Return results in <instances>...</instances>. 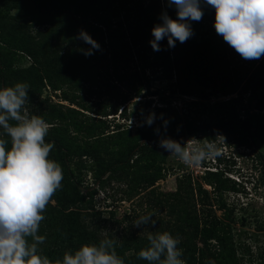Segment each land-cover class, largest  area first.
<instances>
[{
    "label": "rangeland",
    "instance_id": "374dc122",
    "mask_svg": "<svg viewBox=\"0 0 264 264\" xmlns=\"http://www.w3.org/2000/svg\"><path fill=\"white\" fill-rule=\"evenodd\" d=\"M17 2L0 0L4 86L16 82L29 85L25 108L49 124L45 140L63 144L81 196L76 197L64 177L43 213L39 234L46 239L40 245L42 254L55 244L63 246L59 241L67 239L76 249L81 244L98 243L105 236L119 243L147 240L148 231H167L180 239L178 247L185 264H264V90L242 93L236 89L232 95L200 99L179 93L170 84L173 77L152 78L148 87L134 93L114 82L105 88V78L98 77L105 75V70L99 65L89 69L91 79H86L88 68L83 65L59 74L54 68L55 56L67 60L71 43L56 31L48 40L45 21L31 19ZM114 108L117 111L110 112ZM235 116L249 121V134L236 128L212 132L217 122ZM218 135L225 138V144L219 143ZM164 138L181 144L190 138L200 139V143L216 140L222 155L188 166L167 151L157 155L136 149L140 142L161 148L159 141ZM132 149L134 156L128 166L105 174L108 164ZM49 158L61 165L55 147ZM188 185L193 194L198 188L205 191L200 201L196 195L192 197L197 232L205 223L222 240L220 255H211L188 239V234L195 233L192 224L182 219L191 211L186 197L178 214L181 219L170 213L173 198L163 194L178 186L182 195ZM150 212L155 213L154 225L133 226L135 219ZM210 244H214L212 239Z\"/></svg>",
    "mask_w": 264,
    "mask_h": 264
},
{
    "label": "trees",
    "instance_id": "16d2710c",
    "mask_svg": "<svg viewBox=\"0 0 264 264\" xmlns=\"http://www.w3.org/2000/svg\"><path fill=\"white\" fill-rule=\"evenodd\" d=\"M22 5V10L31 19H43L47 29L45 36L50 40V34L55 31L57 35L64 36L70 44L71 54L64 57L55 56L54 68L57 73H63L68 68L87 67L86 79H91L89 69L99 65L104 68L105 88L110 82L122 85L126 90L134 93L140 92L142 87H148L149 80L173 77L170 84L182 95H193L206 99L209 95L227 96L235 93L236 89L247 93L264 90V56L260 59L245 60L217 35L213 26L214 9L201 0L203 18L199 21H190L193 35L185 43L175 42L174 47H169L167 39L160 41V51H155L149 41L153 39L151 29L155 24L161 23L160 15L166 12L172 19H176V9L170 7L167 0H15ZM83 30L99 45V50L92 49L93 54L86 56L82 50L91 48V45L78 38ZM63 40V39H62ZM49 46H47L46 50ZM30 55L35 52L29 50ZM229 55L234 56L229 58ZM235 56L239 59L234 60ZM86 57V58H84ZM69 60V61H68ZM136 64L135 67H132ZM4 63L0 54V87H4ZM132 67V68H131ZM148 70L145 75V70ZM33 72H36L35 69ZM136 85L138 88H135ZM127 91V92H128ZM125 100L124 98L121 100ZM122 108L120 112L123 110ZM117 108L110 112L115 113ZM108 115V114H105ZM236 128L250 133V123L243 117H234L217 122L212 129L213 133H220L226 129ZM46 143L54 142V147L59 153L63 174L76 192V197L81 198L77 183L73 180L68 167L66 151L59 140H45ZM137 150H146L152 154L164 155L165 149L150 147L143 142L136 146ZM134 156L130 150L123 158L108 164L104 168L105 174L114 172L119 168L128 166ZM264 171V170H263ZM264 178V172H263ZM193 194V188L188 185L182 195L180 187L174 192L163 194L173 198L170 204V213L178 219L182 210V199L186 197L191 211L182 218L192 224L194 235L188 234L191 241L198 242L202 248L211 255H220L222 240L215 237L211 229L203 223L202 229L197 232L199 225L195 214V203L192 197L196 195L198 201L205 196L204 190ZM188 196V197H187ZM167 202V200H165ZM203 204V203H201ZM160 231V228L158 229ZM197 234V238H196ZM214 244H210V240ZM65 243L47 249L44 255L51 260L62 259L65 251L74 250L72 242L67 239L59 241ZM59 243V244H60ZM147 240L131 239L117 243L116 251L125 264H147V261L138 258L140 249L146 247ZM131 251V254L126 255ZM190 260V258H189ZM188 264V263H186Z\"/></svg>",
    "mask_w": 264,
    "mask_h": 264
},
{
    "label": "clouds",
    "instance_id": "9594fccd",
    "mask_svg": "<svg viewBox=\"0 0 264 264\" xmlns=\"http://www.w3.org/2000/svg\"><path fill=\"white\" fill-rule=\"evenodd\" d=\"M176 9V19L166 12L161 23L151 29L149 41L155 51L159 42L167 39L169 47L175 42L185 43L193 35L190 21L203 18L201 0H167ZM214 9L213 27L243 59L264 56V0H203ZM78 38L91 45L82 50L88 56L99 45L81 30ZM29 85L16 82L0 87V264H125L117 254V241L108 236L98 243L81 244L65 251L55 261L42 254L40 245L46 237L39 234L43 213L57 190L62 187L63 169L50 159L54 142H45L49 124L40 116L30 115L25 108L29 103ZM152 120H148L151 124ZM225 144L222 135L217 136ZM169 155L188 166L201 165L208 157H218L222 151L216 140L200 143L190 138L181 144L171 138L159 141ZM155 213H145L135 219V227L155 224ZM148 244L138 252V258L147 264H185L180 239L167 231H148Z\"/></svg>",
    "mask_w": 264,
    "mask_h": 264
},
{
    "label": "built area",
    "instance_id": "2783aa9c",
    "mask_svg": "<svg viewBox=\"0 0 264 264\" xmlns=\"http://www.w3.org/2000/svg\"><path fill=\"white\" fill-rule=\"evenodd\" d=\"M241 112H242V110H241ZM240 117V119H243V116H239Z\"/></svg>",
    "mask_w": 264,
    "mask_h": 264
}]
</instances>
